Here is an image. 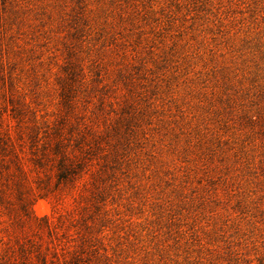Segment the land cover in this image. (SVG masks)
Returning a JSON list of instances; mask_svg holds the SVG:
<instances>
[{
	"label": "rangeland",
	"instance_id": "obj_1",
	"mask_svg": "<svg viewBox=\"0 0 264 264\" xmlns=\"http://www.w3.org/2000/svg\"><path fill=\"white\" fill-rule=\"evenodd\" d=\"M263 248L264 0H0V264Z\"/></svg>",
	"mask_w": 264,
	"mask_h": 264
},
{
	"label": "trees",
	"instance_id": "obj_2",
	"mask_svg": "<svg viewBox=\"0 0 264 264\" xmlns=\"http://www.w3.org/2000/svg\"><path fill=\"white\" fill-rule=\"evenodd\" d=\"M35 141L32 139V146L36 145ZM74 146L78 147L77 140H75ZM53 150L59 154L56 164L58 183L70 181L82 165L81 158L72 149H69L67 143H64L59 137ZM253 254L254 257L247 260L249 264H264V248L257 249Z\"/></svg>",
	"mask_w": 264,
	"mask_h": 264
}]
</instances>
